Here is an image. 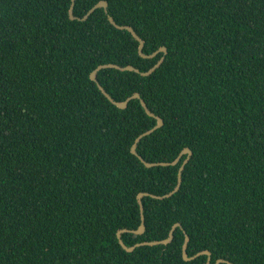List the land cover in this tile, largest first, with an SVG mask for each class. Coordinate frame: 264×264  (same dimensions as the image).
I'll return each instance as SVG.
<instances>
[{"label":"trees","instance_id":"trees-1","mask_svg":"<svg viewBox=\"0 0 264 264\" xmlns=\"http://www.w3.org/2000/svg\"><path fill=\"white\" fill-rule=\"evenodd\" d=\"M98 1L0 0V264H264V0Z\"/></svg>","mask_w":264,"mask_h":264},{"label":"water","instance_id":"water-1","mask_svg":"<svg viewBox=\"0 0 264 264\" xmlns=\"http://www.w3.org/2000/svg\"><path fill=\"white\" fill-rule=\"evenodd\" d=\"M73 3H74V0H72L71 5H70V7H69V16H70V18H73V19H74V18H76V17H75V16L73 15V13H72ZM96 6H106V2H105L104 0H101V1H99L97 4H95V5H93L92 7H90V8L88 9V11L86 12V14H85L84 16H82L81 19H85V18H86L91 12H92V10H93ZM110 20H111V22H112L113 24H115V22H114L112 19H110ZM116 26H118L119 28H125V29H127V30L130 31L131 34H132V35L138 40V42H139V44H138V53H139L141 56H144V57H145V56H151V57H152V56L156 55L158 52H163L161 58L157 61L156 64H154L153 66H151V67H150L149 69H147L146 71H140V73H141L142 75H146L147 73H149L150 71H152L156 66H158V65L160 64V62H161V61L163 60V58H164V55H165L166 52H167L166 47L162 46V47L158 48L157 50H155L153 53L146 55V54H144V53L142 52L143 40H142V39L136 34V32L133 30V28H132L131 26H128V25H116ZM104 67H114V68L119 69V70H134V71H137V72H138L139 70H138L137 68H135L134 66L130 65V64H127V65H125V66H120V65H117V64H113V63H104V64H99V65H97V66H96V67L90 72V78H91L92 80H94V81L97 83L98 88L101 90V92H102V93H103V94H104V95H105L110 101H112L116 106H118V107H120V108H123V107H125V105L127 104L128 100H130V99H132V98H139V93H138V92H133L130 96H128L127 98H125V99L122 100V101H115V100H113V99L111 98V96H110V95L104 90V88H103V87L97 82V80H96V72H97L100 68H104ZM140 102H141L142 106L144 107L145 111H146L149 115H152L153 117H155L156 120H157V123H156L151 129H149V130L146 131V132H150V131L154 130L155 128L161 126L162 123H163V120H162L159 116L153 114L150 110H148L146 104L144 103V101H143L142 99H140ZM146 132H145V133H146ZM139 138H140V135H139L138 137H136L134 143L131 145L130 151H131V153L136 154V155L140 158V160H141L146 166L169 165V164L174 165V164H176V163L179 161V158H180L183 154H186V157H185V159L182 161V163L180 164V166H179V168H178V171H177V182H176V184H175V186H174V188H173L172 190H170L169 192L163 194L162 196H158V195H155V194H152V193H149V192H139V193L137 194V202H138V204H139L140 218H141V222H140L139 227H138L137 229H133V230H130V229H127V228H122V229H119V230L117 231V237H118L119 244H120L121 246H123L127 251L132 250L133 247H134L135 245H137V244H145V243H148V244H154V243H158V242L167 243V242H169V241L171 240V238H172V233H173L174 228H175L176 226H180V223H179V222H175V223L172 225V227H171V229H170V231H169V233H168V236H167L166 238H164V239H162V240H156V241H150V242L144 241V242H141V243H137V244H135V245H133V246H127V245L122 241V239L120 238V232H123V231H132V232H135V233H140V232L143 231L144 226H143V214H142V202H141V197L144 196V195H150V196H152V197H158V198H160V197H166V196H169L170 194L174 193V192L179 188V186H180V184H181V174H182V170H183V168H184L185 163L188 161V159H189V157H190V155H191V149L188 148V147H185V148H183V149L179 152L178 156H177L174 160H172L171 162H163V161H160V162H147V161H145L140 155H138L137 152H136L135 143L137 142V140H138ZM187 242H188V236H187L186 233H184V242H183V245H182V256H183V258L188 260V259L194 258L196 255H198V254H200V253H205V254L207 255V261H206V264H209V260H210V259H209V254H210V252H209L208 250H202V251L197 252V253L194 254L193 256H188L187 253H186ZM223 261H225V260H223V259H217V260L215 261L214 264H218V262H223Z\"/></svg>","mask_w":264,"mask_h":264},{"label":"bare ground","instance_id":"bare-ground-1","mask_svg":"<svg viewBox=\"0 0 264 264\" xmlns=\"http://www.w3.org/2000/svg\"><path fill=\"white\" fill-rule=\"evenodd\" d=\"M99 1H101V0H99ZM99 1H98V2H99ZM104 1H105V0H104ZM71 2H72V0H71ZM98 2H97V3H98ZM105 2H106V1H105ZM97 3H96V4H97ZM70 5H71V4H70ZM94 5H95V4H94ZM106 5H107V2H106ZM96 7H103V8H106V6H96ZM96 7H95V8H96ZM95 8H94V9H95ZM94 9H93V10H94ZM93 10H92V11H93ZM72 13H73V7H72ZM68 15H69V9H68ZM73 15H74V14H73ZM84 15H85V14H84ZM84 15H83V16H84ZM74 16H75V15H74ZM75 17H76V16H75ZM69 18H70V16H69ZM76 18H78V17H76ZM71 19H73V18H71ZM110 19L113 20V18H112L111 16H108V20H109V22L112 23ZM113 21H114V20H113ZM114 22H115V21H114ZM112 24H113V23H112ZM113 25L116 26V25H120V24H117V23L115 22V24H113ZM116 27L119 28L118 26H116Z\"/></svg>","mask_w":264,"mask_h":264},{"label":"clouds","instance_id":"clouds-1","mask_svg":"<svg viewBox=\"0 0 264 264\" xmlns=\"http://www.w3.org/2000/svg\"><path fill=\"white\" fill-rule=\"evenodd\" d=\"M162 47V46H161ZM165 47V46H164ZM167 50V49H166ZM153 53V52H152ZM159 53V52H158ZM167 53V52H166ZM165 56V55H164ZM164 59V58H163ZM149 110V109H148ZM192 152V151H191ZM185 159V158H184Z\"/></svg>","mask_w":264,"mask_h":264}]
</instances>
